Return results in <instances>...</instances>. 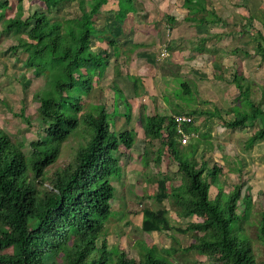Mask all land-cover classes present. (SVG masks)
<instances>
[{
    "label": "trees",
    "instance_id": "1",
    "mask_svg": "<svg viewBox=\"0 0 264 264\" xmlns=\"http://www.w3.org/2000/svg\"><path fill=\"white\" fill-rule=\"evenodd\" d=\"M107 3L17 0L14 6L11 0H0V37L10 34V48L20 52L15 59L23 67L46 74L33 94L38 102L35 111L29 112L22 100V108L16 112L36 129L35 137L14 136L0 126V264H177L178 260L183 264L179 256L189 250L202 260L208 254L217 264L264 263L259 259L264 255V193L254 197L252 192H243L238 182L222 180L225 164L211 163L205 147L198 155L202 139L194 119L182 126L189 135L182 142L174 116L206 110L195 107L167 116L148 114L143 106L138 126L117 132L112 127L121 112L120 101L127 122L133 117L132 104L116 82L111 112L103 101L97 108H85L87 95L108 66L111 54L103 43L113 47L117 76L122 72L118 33L107 21L98 22ZM118 7L107 15L114 14V26L120 28L136 8L133 0H118ZM212 8L209 0H202L197 10L214 13ZM217 19L223 20L221 16ZM253 19L248 18L250 26ZM257 34L251 33L254 49L264 61V34L261 30ZM96 43L102 47L94 48ZM130 77L139 95L137 77ZM234 80L240 94L227 112L234 117L228 119L219 110L208 113L219 115L232 131L258 121L252 141L263 140V100H250L241 78L235 76ZM182 86L188 88L185 82ZM241 99L249 100L242 108ZM139 129L147 142H160L155 157L147 149L141 154V174L147 183L157 184V192L147 195L157 206L144 211L161 230L188 233L193 240L188 246L164 252L149 247L143 259L136 261L119 245L109 244L105 221L114 213V180L123 175V150L134 147ZM204 136L210 137V133ZM165 149L171 155L168 158L177 162L173 173L160 168ZM234 169L243 171L241 164ZM177 175L179 184L174 183ZM171 196L179 207L176 216L188 219L185 226L172 223L164 204ZM180 250L176 261L173 255Z\"/></svg>",
    "mask_w": 264,
    "mask_h": 264
},
{
    "label": "rangeland",
    "instance_id": "2",
    "mask_svg": "<svg viewBox=\"0 0 264 264\" xmlns=\"http://www.w3.org/2000/svg\"><path fill=\"white\" fill-rule=\"evenodd\" d=\"M109 1L111 6L117 2V0ZM260 1L252 0V2L259 3V5L258 7H252L251 11L253 13L251 14L245 7L240 9L233 8L234 5L233 7L228 5L221 7L220 13L230 18L229 21L231 22L228 25L225 22H223L225 24L222 23L220 25L222 27L221 31L224 32L222 34L230 32L232 28L241 31L242 28L245 29L243 27L245 24L248 25L246 27L252 31V34L258 35V30L264 33V6H260ZM11 2L15 6L17 0H11ZM110 11L105 9L99 14L100 18L98 22L100 24ZM250 16L254 17L252 26L248 24ZM107 23L113 24L110 18L107 19ZM230 34H226L229 35L226 43H218V45H202L201 43L204 44V40L191 39L190 44L192 46L198 44L197 46L201 50H196V53L189 51V57L194 58L186 59L183 63H174V59L171 58V51H167L168 56H166L156 51V46H150L149 48L147 47V50H143V47L140 46L145 45L146 42L141 41L142 43L136 48L135 53L131 52L128 55L124 53L119 58V64L120 62L122 63V65H119L122 68V72L118 76L114 68L116 61L112 54L113 47L103 43L102 46L111 54L110 58H108V66L104 75L98 81L96 80L94 89L87 95L85 108H97L99 102L103 101L111 112L114 107L115 97L112 87L116 82L132 104L133 117V121L127 122L124 116V106L120 101L119 111L121 112L115 116V123L112 127L117 132L130 129L135 124L137 125L143 106H145V111L148 114L160 113L167 116L176 110L195 107L206 110L207 112L202 114L192 115L197 124L196 126L199 128V132L197 133L199 135L198 138L202 139L198 155H200L202 149L205 147V156L209 157L211 163L218 161L225 164V169L220 175L222 180L227 179L232 183L238 182V185L240 184L243 187V192H252L255 197L261 192L264 193V139L252 141L257 124L248 125V128L243 130L236 129L232 131L223 125L221 118H214V116L208 113V110L213 112L215 109L214 101L215 107H220L224 117L228 119L234 117V115L225 113V107L227 103L233 104L235 101H232V98L226 97L228 102L225 103L223 98L226 90L223 87L219 88L220 93L218 88L215 87L217 84L213 85V79H217L214 76L223 71V64L235 65L236 61L240 62L246 49L254 51L256 59L249 60L250 63L254 64V66H256L257 61L262 65L264 64V61L260 57H256L259 54L254 49V41L249 39V33L244 34L246 38L245 42H239V39L237 40L235 35ZM12 42L10 34L2 33L0 37V126L14 136L26 134L28 138L35 137L36 129L28 126L22 117L17 116L16 112L21 110L22 100H24V104L27 106L29 112L35 111L38 102L33 99V94L43 85L46 74L38 75L34 70H28L23 67L21 60L17 61L15 59V56L19 55L20 52L14 53L10 48ZM100 46L101 44L96 43L94 48H100ZM234 47L240 48L241 53L239 56L224 54L229 49L233 50ZM219 51L224 55L218 53ZM150 52L153 54H150ZM21 55L24 56L23 54ZM258 58L259 60H257ZM171 60L175 65L170 63ZM150 63L153 64L152 67L140 69L142 66ZM251 68L254 73H256V69H259L258 64L256 68ZM131 75L137 77L141 92L139 95H136ZM226 75H228V72ZM183 82L188 85L187 89L183 88ZM221 86L223 85L221 84ZM234 90L237 92V89ZM217 96H221L220 101H218ZM262 99L264 100V96ZM244 103L247 105L246 102ZM140 132L141 130L139 129L134 147L131 150H123V175L121 179L114 180L116 186V195L113 201L114 213L105 221L109 244L115 243L119 245L126 252L129 259L136 261L143 259L149 247L154 251L164 252V250L172 247L180 249L188 246L193 240V237L188 233L175 230H161L160 225H157L153 221V218L149 217L144 211L145 207L155 208L157 206L153 202V199L147 196L149 193L154 194L157 192V184L147 183L141 174V154L144 152V149H147L149 156L155 157L157 153L156 149L160 145V142L153 140V143H149ZM207 133H210V137L204 136ZM181 145L184 146L183 144ZM181 145L179 146L180 149L182 148ZM164 153L160 164L161 170L163 172H175L177 162L173 159L170 160L171 155L167 149H165ZM238 164L242 165V172L234 169L238 167ZM172 182L167 183L168 189H170ZM174 183H180L179 175H177ZM164 204L170 210L173 224H185L188 219L176 216L175 212L179 210V207L174 196L166 199ZM193 218L199 219V216H194ZM182 252L180 250L173 255V259L177 261L179 253ZM179 257L183 261V264H217L210 260L208 254L202 260V257L194 250L184 251ZM259 259L261 262L264 261V255ZM177 264H180V260H178Z\"/></svg>",
    "mask_w": 264,
    "mask_h": 264
},
{
    "label": "crops",
    "instance_id": "3",
    "mask_svg": "<svg viewBox=\"0 0 264 264\" xmlns=\"http://www.w3.org/2000/svg\"><path fill=\"white\" fill-rule=\"evenodd\" d=\"M201 1L202 0H133L136 11L130 12L128 14V16L122 23L123 26L121 25L120 28L114 26V24H117V20L115 19L114 14L107 15L104 18V22H106L107 19L110 18L113 23L112 26L114 27V31L118 33V36L120 35V37H118V43L121 55L124 53H126V55L131 52L135 53L136 48L141 45V41H145L146 44L140 46L143 47V50H147V47L149 48L150 46H156V51H159L162 54L163 48H166L168 52L171 51V58L174 59V63H183L186 59L189 60L190 58H194L189 57V51H193V53H196V50H201V48L197 46L198 44H195L193 46L190 44L191 39L194 38L202 41L204 40V44L201 43L202 45H218V43H226L229 35H231L230 33L235 35L237 37L236 39H239V42H245L246 38L244 34L246 35V33H249V39H252V31L246 28V26V29H244L245 31H243L242 29L241 31H239V29L232 28L230 32L222 34L224 32L221 31L222 27H220V25L223 22H225L226 25L230 24L231 22L229 21L230 18H227V16H223L219 10L221 7H225L227 5L233 7L234 5L233 8L240 9L245 7L251 14L253 13L251 11L252 7H258L259 3L252 2V0H209L210 6L213 7L212 9H214V13L212 11L211 13H208L207 11L200 12L197 10V8H200ZM263 1L264 0L260 1V6H264ZM114 5L111 6L109 1L104 7V10L107 9L116 11L119 8L118 0ZM219 16H221L223 20L221 22H216ZM237 31L240 33H238ZM227 33L229 35H226ZM247 52H249V54H247ZM218 53H221V55L230 54L239 56L241 50L240 48L234 47L233 50L229 49L227 53L224 52L223 54L220 51ZM244 53L245 54L241 57V61H236L235 65L223 64V71L217 73L214 76L217 79H213V85L215 83L217 84L215 85V87L218 88V91L220 93V89L222 87L226 90L223 101L225 103L228 102L226 97H229V99L232 98V101H235L233 104H226L225 113L230 110V106H234L236 104V100L240 94V91L238 90L237 84L234 80L235 76L241 78L240 84L244 89H247L249 91L250 100H253L254 102H260L263 100L262 98L264 95V89L262 90V88H264V64L262 65L260 64V62L258 63V58L255 61H257L259 69L255 70L256 73H254V71L252 72L251 67H257V64L256 66H254V64L250 63L249 61L251 59H256L254 56V51L246 49ZM150 54L153 53L150 52ZM173 61L171 60L170 63L175 65ZM152 66L153 64L150 63L148 65L146 64L142 66L140 69L149 68ZM227 72L228 75H226ZM221 84L223 86H221ZM234 89H237V92H235ZM217 97L219 99L218 101H220L221 96ZM241 100L242 101L240 104L242 108L246 106L244 102L248 103L249 100ZM213 104L215 108L213 111H221L219 106L215 107L214 101ZM229 115L233 114L230 113ZM214 118L220 119L219 115H215ZM260 122L263 123L261 120ZM255 123L257 125L259 124L258 121H256ZM243 129H246V127Z\"/></svg>",
    "mask_w": 264,
    "mask_h": 264
},
{
    "label": "built area",
    "instance_id": "4",
    "mask_svg": "<svg viewBox=\"0 0 264 264\" xmlns=\"http://www.w3.org/2000/svg\"><path fill=\"white\" fill-rule=\"evenodd\" d=\"M162 53L164 55L168 56V52H167L166 48H163ZM174 119H175V122H176V125L178 127L179 132H181V134H182V142L186 143L189 135L185 131H183L182 126L184 125V123L192 122L194 118H193V116L182 113V114L175 115Z\"/></svg>",
    "mask_w": 264,
    "mask_h": 264
}]
</instances>
